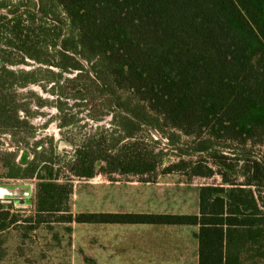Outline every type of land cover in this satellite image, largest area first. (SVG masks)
Here are the masks:
<instances>
[{"label": "trees", "instance_id": "1", "mask_svg": "<svg viewBox=\"0 0 264 264\" xmlns=\"http://www.w3.org/2000/svg\"><path fill=\"white\" fill-rule=\"evenodd\" d=\"M44 2L50 3L52 12L43 10ZM52 7L60 8L67 19L70 34L62 41H58L61 21L49 16ZM18 11L12 20L0 24V36L9 33L8 43L17 42L18 53L38 60L39 36L23 26ZM23 14L30 23L52 25L43 35L63 61L57 64L59 68L81 70L69 54L94 61V79L118 128L116 137L77 147L64 178L50 164H37L29 174L24 172L37 179L35 222L59 215L56 222L69 224L195 226L198 264H241L242 256H249L257 245L254 251L264 259V212L258 204L264 160L247 152L242 154L248 165L243 184L229 180L226 175L235 171L220 162L214 163L217 171L201 160H178L162 170L160 175L182 174L188 179L221 177L228 188H199L198 215H72L69 210L70 178L92 179L102 174L110 181L118 175L140 177L141 183L156 182L162 154L154 151L156 142L147 144L137 138L142 127H167L194 138L193 147L174 145L180 157L221 159L223 152L234 153L226 146L216 147L215 142L263 141L264 0H39L38 12ZM9 22L11 27H7ZM9 78L10 74L0 71L2 130L23 123L12 115L10 97L2 92ZM110 86L125 92V98ZM1 163L8 175L13 168L20 171L13 162L6 164L2 159ZM14 223L8 212L0 211V232Z\"/></svg>", "mask_w": 264, "mask_h": 264}, {"label": "rangeland", "instance_id": "2", "mask_svg": "<svg viewBox=\"0 0 264 264\" xmlns=\"http://www.w3.org/2000/svg\"><path fill=\"white\" fill-rule=\"evenodd\" d=\"M49 4L44 2L43 10L51 11ZM38 9L39 0H0V18L5 16L0 24L12 20L13 13L19 10L18 13L22 14L24 21L23 26L29 27L30 32L34 31L39 36L38 54H35L38 60L18 53L15 47L18 43H8L11 38L9 33L2 32L0 36V71L10 74L2 92L10 97L8 107L12 109V115H16L23 122L20 125L12 123L6 129H0V159H4L6 164L13 162L20 169L16 171L13 168L8 175L4 173L6 171L0 161V187L28 186L31 192L29 201L22 194L14 200L10 197L0 198V211L8 212L16 220V223L0 232V264H116L112 247L113 230L105 226L106 224L59 223L55 220L59 215L46 217L44 223L35 222L37 179L25 176L24 172L29 174L30 169L37 164H50L60 174V178H64L69 175L67 163L73 159L77 147L86 141L95 142L100 138L107 141L118 134V128L112 122V109L105 95L99 91L92 73L94 61L88 62L80 56L69 54L81 70L59 68L57 64L63 61L59 59L57 49L49 46L43 35L52 25L43 22L30 23L23 14L26 10L38 12ZM52 10L54 15L50 13L49 16L57 17L62 23V34L58 39L62 41L70 34L67 19L60 8L52 7ZM12 24L9 22L7 27ZM31 37L34 40V35L31 34ZM110 90L122 98L126 96L125 92L115 91L111 86ZM137 138L147 144L150 140L157 143L154 151L162 154L156 171L158 175L165 167L178 160L205 161L214 171L219 170L214 163L220 162L219 164L225 163L233 167L235 173L226 176L238 185L245 181L243 174L248 166L247 158L242 155L244 152L253 158L264 160V139L261 143L247 145L215 142L218 145L216 147L226 146L234 155L223 152L221 159H203L206 157H180L174 145L193 147L194 138L167 127L162 130L142 127ZM23 155L26 159L21 163L20 158ZM70 179L72 194L69 197V210L72 215L99 214L100 212L95 211L105 209L106 201H100L114 186L112 182L102 174H97L92 179ZM112 179L124 183L120 186L130 188L128 191L131 194L136 192L134 188L145 192L143 187L131 184L141 179L140 177L120 176ZM156 183H159L160 192L167 188L172 192V200L162 199L156 204L143 201V205L153 206L155 210H181V204L184 207L187 205L185 194H188L190 213L196 211L198 190L201 186H223L221 177L217 174L210 178L190 179L182 174L160 175ZM223 187L228 188L227 185ZM118 191L121 192L119 189ZM259 194L258 204L264 212V187L260 188ZM129 204L135 205L131 201ZM196 235L197 233L190 230V264H194L191 261V251L197 244ZM258 249V245L254 246L249 256L244 254L241 264H264V259L254 251Z\"/></svg>", "mask_w": 264, "mask_h": 264}, {"label": "crops", "instance_id": "3", "mask_svg": "<svg viewBox=\"0 0 264 264\" xmlns=\"http://www.w3.org/2000/svg\"><path fill=\"white\" fill-rule=\"evenodd\" d=\"M103 176L109 180L107 176ZM113 177L120 176L113 175ZM110 182L114 186H112L110 191L106 192L105 198L103 196L100 201H106L104 205L105 209L101 208L95 212L111 214L198 215V206L195 212L190 213L188 203L190 196L188 194H185L187 205L184 207V204H181V210H155L153 206L147 207L143 205V201L156 204L162 199L172 200V192L168 188L160 192L161 190L158 188L159 183L133 181L131 184L143 187L142 189H145V192H139L140 188H134L136 192L131 194L128 191L130 188L120 186L121 184L124 185L121 181L114 180ZM181 196L183 197V195ZM129 201L135 205H130ZM105 226L113 230L114 240L112 247L114 249V261L116 264H190V230L194 234L198 232V227L195 226L149 224H106ZM191 261L194 264H198L197 244L191 251Z\"/></svg>", "mask_w": 264, "mask_h": 264}, {"label": "flooded vegetation", "instance_id": "4", "mask_svg": "<svg viewBox=\"0 0 264 264\" xmlns=\"http://www.w3.org/2000/svg\"><path fill=\"white\" fill-rule=\"evenodd\" d=\"M29 188H19V187H13L11 189L6 188V191L8 192V194L6 196L12 198L13 200L16 199L20 194H22V196H24L25 199H28L29 196ZM2 194V192H1ZM29 201V199L27 200Z\"/></svg>", "mask_w": 264, "mask_h": 264}, {"label": "water", "instance_id": "5", "mask_svg": "<svg viewBox=\"0 0 264 264\" xmlns=\"http://www.w3.org/2000/svg\"><path fill=\"white\" fill-rule=\"evenodd\" d=\"M20 159H21L20 162H21V163H24V162H25V159H26L25 155H23ZM5 187H6V188H9V189L13 188L12 186H5ZM16 187H19V186H16ZM0 188H2V187H0ZM6 188H3V189L6 190ZM21 188H28V186H21ZM30 194H31V192H30V190H29V194H28V196H30ZM2 198H8V196H3Z\"/></svg>", "mask_w": 264, "mask_h": 264}, {"label": "bare ground", "instance_id": "6", "mask_svg": "<svg viewBox=\"0 0 264 264\" xmlns=\"http://www.w3.org/2000/svg\"><path fill=\"white\" fill-rule=\"evenodd\" d=\"M1 192H2V194H1ZM7 194H8V192L5 189L0 188V198H2L3 196H6Z\"/></svg>", "mask_w": 264, "mask_h": 264}]
</instances>
